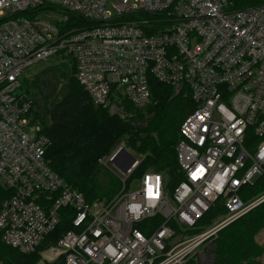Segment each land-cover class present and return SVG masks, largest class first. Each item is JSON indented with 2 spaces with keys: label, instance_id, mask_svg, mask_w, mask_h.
<instances>
[{
  "label": "built area",
  "instance_id": "2783aa9c",
  "mask_svg": "<svg viewBox=\"0 0 264 264\" xmlns=\"http://www.w3.org/2000/svg\"><path fill=\"white\" fill-rule=\"evenodd\" d=\"M36 8L64 16L46 24ZM70 13L80 22L70 24ZM53 56L72 61L92 102L120 118L150 101L149 76L188 94L194 109L174 148L182 180L172 186L147 170L128 182L140 159L122 145L98 160L118 173L110 199L88 203L57 175L45 159L50 141L31 115L33 101L17 92L22 70ZM261 175L264 0H0L5 245L34 252L69 211L71 228L36 264H184L190 257L213 264L212 237L264 201V192L250 200L240 192ZM217 202L225 213L198 225ZM148 221L145 233L139 224Z\"/></svg>",
  "mask_w": 264,
  "mask_h": 264
},
{
  "label": "trees",
  "instance_id": "16d2710c",
  "mask_svg": "<svg viewBox=\"0 0 264 264\" xmlns=\"http://www.w3.org/2000/svg\"><path fill=\"white\" fill-rule=\"evenodd\" d=\"M37 9L33 11L36 12ZM20 14L25 16L28 12ZM69 17L70 24L80 22L79 17L74 14L70 13ZM48 67L49 71L55 70L57 76L42 79L41 74H37L34 81L21 78L20 87L32 99L31 115L38 120L40 112L34 108L35 104L38 105L36 95L43 97V106L40 107L49 117L48 125L40 120L42 132L50 141L45 152L46 161L69 186L82 193L88 203L110 199L119 190L118 177L107 168L104 170L98 162L118 145L129 149L131 154H140L134 156L140 162L128 182L140 177L148 169L160 172L165 177L167 175L168 184L172 186L182 180L174 148L181 138L179 126L182 120L194 109V103L188 94L185 95L183 90L174 94L169 85L149 76L150 101L142 110H136L135 116L128 120L110 115L105 108L92 102L76 80L74 65L70 60L57 63L53 61ZM63 68H66L65 72ZM43 72L44 69L41 70ZM58 76L66 77L61 86ZM37 82L43 84L45 90L37 89ZM56 91H59L60 96L59 93L57 96ZM145 113L150 115L146 116ZM143 119L145 124H135V121ZM103 177L110 185L108 189L102 186ZM1 192L2 190L0 199ZM240 192L245 200L263 193L264 175L258 177L253 184L244 186ZM224 213L225 209L217 202L198 225L207 226ZM70 218L69 211L63 214L58 225L31 253H21L5 245L0 239V261L3 264H36L41 259L40 253L55 245L57 239L71 228ZM149 222L144 223V229L143 222L139 224L145 233L150 231ZM157 224L155 222L154 225ZM262 229L264 201L221 228L212 237L211 245H215L212 252L214 264H263L261 258L264 256V243L259 244L255 240ZM195 260V257H190L184 264H197Z\"/></svg>",
  "mask_w": 264,
  "mask_h": 264
},
{
  "label": "rangeland",
  "instance_id": "374dc122",
  "mask_svg": "<svg viewBox=\"0 0 264 264\" xmlns=\"http://www.w3.org/2000/svg\"><path fill=\"white\" fill-rule=\"evenodd\" d=\"M50 13L49 12H45L44 8H38L36 12H38V17L43 20L46 24H56V21L58 18H61L64 16V13L63 12H60L58 9H53V8H50ZM54 57V58H53ZM50 58V60H46V61H40V62H37V63H34L28 67H26L25 69L22 70V77L21 78H26L30 81H34L36 79V75L37 74H41V78L42 79H46V78H53V76H57V72H55V70H51L49 71L48 70V66L53 63V61L55 63L57 62H61L59 59H56L55 56H53ZM69 62V61H67ZM72 62V61H71ZM73 63V62H72ZM70 66V65H69ZM68 66V67H69ZM44 69V72L41 73V70ZM65 69L66 68H63V71L65 72ZM51 78V79H52ZM65 79L66 77L64 76H58V80H59V83H60V86L64 84L65 82ZM37 89L40 88L42 90H45V87H43V84H41L40 82H37ZM59 86V87H60ZM46 87H48L46 85ZM17 92H23V88H19L17 90ZM57 92V96H58V93L59 91H56ZM59 96H60V93H59ZM36 100H37V104L39 105V108H38V105L35 104L34 108L37 109V111L40 112V117H39V120H41V122L44 124V125H48V121H49V117L47 116V113L43 112V109L41 108L43 106V97H41L39 94L36 95ZM149 103V102H148ZM147 103V104H148ZM146 104V105H147ZM146 105L142 106V107H139V108H129L127 109V117L123 118V119H132L134 116H135V111L136 110H142ZM41 106V107H40ZM129 110H132V111H129ZM146 116H149L150 114H146ZM146 118V117H144ZM134 122V121H132ZM135 124L136 125H140V124H145V119H143V121H135ZM134 124V125H135ZM46 127V126H45ZM133 156H139L140 154H137V153H132ZM99 164L101 165V167L106 170V168L111 172L113 173V171L117 173V171L115 169H113V166L111 163H108L107 166H104L102 163L99 162ZM148 170H153V169H148ZM109 172V173H110ZM114 174V173H113ZM116 176V175H115ZM166 177L168 178V176L166 175ZM168 182V181H167ZM102 186L105 188V189H108L110 187V185L108 184V182H106L104 180V177H103V183H102ZM200 230L198 231H189L188 233L189 234H193V233H196V232H199ZM255 240L259 243V244H262L264 243V229H262L256 236H255ZM213 247V246H212ZM202 248V247H201ZM200 248V249H201ZM214 248V247H213ZM46 251V250H45ZM44 251V252H45ZM212 255V252H213V249H211L209 251ZM263 264H264V256L263 258H261ZM196 261V260H195ZM197 262V261H196ZM197 264H199V261L197 262ZM213 264H214V257H213Z\"/></svg>",
  "mask_w": 264,
  "mask_h": 264
},
{
  "label": "water",
  "instance_id": "95a60500",
  "mask_svg": "<svg viewBox=\"0 0 264 264\" xmlns=\"http://www.w3.org/2000/svg\"><path fill=\"white\" fill-rule=\"evenodd\" d=\"M133 161V158H131V162ZM126 170V168H124L123 169V171H125ZM213 247H215V245H212Z\"/></svg>",
  "mask_w": 264,
  "mask_h": 264
},
{
  "label": "snow or ice",
  "instance_id": "6c2138e0",
  "mask_svg": "<svg viewBox=\"0 0 264 264\" xmlns=\"http://www.w3.org/2000/svg\"><path fill=\"white\" fill-rule=\"evenodd\" d=\"M199 171H201V172H202V171H203V169H200ZM193 175H194V177H195V173H194Z\"/></svg>",
  "mask_w": 264,
  "mask_h": 264
}]
</instances>
